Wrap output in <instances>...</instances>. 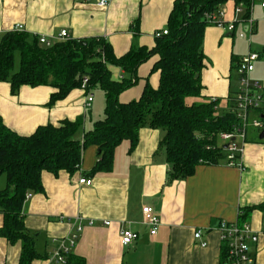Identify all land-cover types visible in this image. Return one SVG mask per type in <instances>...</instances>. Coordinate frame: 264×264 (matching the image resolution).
Segmentation results:
<instances>
[{"label":"crops","instance_id":"obj_1","mask_svg":"<svg viewBox=\"0 0 264 264\" xmlns=\"http://www.w3.org/2000/svg\"><path fill=\"white\" fill-rule=\"evenodd\" d=\"M98 1L0 0V39L16 24L31 38L45 35L52 39L66 29L72 38L103 37L113 53L121 56L131 47L154 46V32L167 28L174 0H108L105 6H99ZM262 1L252 0L247 16L245 8L234 13L233 0L223 4V19H237L233 31L206 25L200 100L216 98L217 108H225L230 91L238 89L233 64L249 51L259 54L249 80L263 77L258 72L264 67ZM248 17L254 27L246 36L247 21L243 19ZM157 59L153 55L138 66L137 82L119 94L120 102L139 98L146 83L158 86L159 71H152ZM109 69L113 79L120 80L124 75L119 67ZM232 71L236 83H232ZM95 89L90 106L85 108V90L81 87L50 105V95L56 91L51 86L21 85L13 93L9 82L0 81V117L21 135L33 133L39 125L58 126L63 120L79 118L81 125L74 136L82 139L83 133L103 117L104 92ZM251 127L238 156L242 168L228 165L223 150L224 158L218 163H200L188 177L170 179L161 144L165 132L145 125L138 130V142L132 150L128 140L115 148L109 171L91 173L98 154L94 144L82 149L80 167L74 173L60 170L55 175L43 170V191L27 192L21 210L24 225L35 235V248L41 255L30 264H58L50 260L51 253L79 224L82 229L70 252L87 264H220L223 248L217 230L219 221L240 220L249 207L244 221L258 233L250 251L255 264H264V211L255 207L264 200V142L250 136L257 129ZM80 176L90 179L91 184H80ZM145 205L152 207L160 221L154 235L144 223ZM2 222L0 213V226ZM120 229L138 233L137 239L123 245ZM196 229L202 231L200 239L194 238ZM20 252V241L11 243L0 236V264H18Z\"/></svg>","mask_w":264,"mask_h":264},{"label":"trees","instance_id":"obj_2","mask_svg":"<svg viewBox=\"0 0 264 264\" xmlns=\"http://www.w3.org/2000/svg\"><path fill=\"white\" fill-rule=\"evenodd\" d=\"M226 1L174 0L167 32L155 37L154 46L131 47L121 56L113 53L103 37L70 38L46 46L24 31L9 30L3 34L0 81L9 82L13 93L21 85L51 86L56 90L50 95L51 105L81 87L86 79L87 89H101L105 99L103 117L83 133L82 139L74 136L81 125L79 118L63 120L58 126L39 125L33 133L21 135L7 127L0 117V175L6 177V185L0 189V236L11 243L21 242L18 264H30L41 256L35 248V235L28 232L23 222L25 194L43 191V170L55 175L60 170L70 174L77 171L86 145L94 144L98 150L91 173L109 171L115 148L128 140L129 151L132 150L138 142V130L145 125L165 132L161 144L170 179L186 178L198 164H216L224 158V148L217 145L216 139L218 133L231 131L238 124L236 115L228 109L236 91H230L225 110L217 108L216 98L200 97L207 25L204 13L217 10ZM233 1L245 8L247 16L252 0ZM16 54L18 65L14 69ZM153 55L158 56L152 67V71H159L158 86L153 88L146 83L139 98L120 102L119 94L137 82L138 66ZM109 66L122 70L120 80L112 78ZM259 117L264 122V115ZM259 140L264 142V136ZM255 207L264 211V200ZM251 208H245L239 221H244ZM65 264L87 263L69 252Z\"/></svg>","mask_w":264,"mask_h":264},{"label":"built area","instance_id":"obj_3","mask_svg":"<svg viewBox=\"0 0 264 264\" xmlns=\"http://www.w3.org/2000/svg\"><path fill=\"white\" fill-rule=\"evenodd\" d=\"M107 3L108 0L98 1L99 6H105ZM260 5L264 13V1H262ZM242 9L243 6L238 4L234 8V13H239ZM224 13L225 9L223 5H221L215 11L205 12L204 19L207 24L223 28L224 30L233 31L237 19L234 18L226 21L223 19ZM243 20L247 21L246 32L251 33V31H253L252 19L248 17ZM12 30L23 31L20 24H16ZM166 32L165 29L157 30L154 32V37H158ZM240 36H243V34L241 33ZM37 38L41 44L49 46L56 41L67 40L72 37H70L66 29H61L52 39H49L45 35H39ZM258 58V53L249 51L242 55L235 63L238 76V89L235 92L233 104L229 106L228 109L236 115L238 124L234 125L231 131H223L217 135V138L223 143L219 144V146L223 147L226 151V163L230 166L242 168L241 164L238 162V153L241 148L237 140H241L242 143L244 142L247 126L256 128L264 126V122L259 117L260 114L264 115V87L260 86L256 81L252 82L249 80V74L253 71L254 62ZM81 88L85 90L84 107L87 108L93 100V90L87 89L86 79L82 80ZM78 182L86 185L91 184V180L83 176L79 177ZM27 196L28 194H26V197ZM142 213L144 215V223L149 226V233L152 235L156 234L157 227L160 224L158 216L154 214L152 207L148 205L143 206ZM105 223L109 224L110 222L106 221ZM81 229L82 226L79 224L74 233L67 239L61 240L51 253L50 260L58 264H64L65 255L70 252L71 247L76 242L77 233L81 231ZM217 230L223 248L220 264H255V257L250 251V244L257 242L258 233L253 230L249 222L221 219L218 223ZM201 234L202 231L196 229L194 231V238L200 239ZM119 237L123 245H128L137 239L138 233L129 229H120ZM200 244L204 246L206 242L201 241Z\"/></svg>","mask_w":264,"mask_h":264},{"label":"rangeland","instance_id":"obj_4","mask_svg":"<svg viewBox=\"0 0 264 264\" xmlns=\"http://www.w3.org/2000/svg\"><path fill=\"white\" fill-rule=\"evenodd\" d=\"M253 27H254V24H253ZM252 32V31H251ZM246 36H247V34L248 33H244ZM239 39V38H238ZM237 39V40H238ZM18 55L16 54L15 55V64H14V69H16L17 68V65H18V57H17ZM261 60H262V58H261ZM260 62V61H259ZM258 72H260V73H262V75H263V77L262 78H258L257 77V79L255 80L256 81V83H258L260 86H262V87H264V67L261 69V68H258ZM231 78H232V83H236V81H235V79H237V77H236V75H235V73L232 71V75H231ZM97 90L98 89H95L94 90V92H95V94H97ZM93 92V93H94ZM103 105H104V103H103ZM225 109H226V107H225ZM224 108H219V110H225ZM252 117V116H251ZM251 127V126H250ZM249 126H247V128H250ZM252 128V127H251ZM263 129H262V127L261 128H257V129H255V132H254V134H250V136H252L253 135V137H256L257 139L259 138V135H260V133H261V131H262ZM237 142H239V140L237 141ZM216 143H220V144H223L222 142H221V140L219 139V138H217L216 139ZM241 145H242V141L240 140V148H241ZM223 152H225V151H223ZM226 153V152H225ZM239 154V153H238ZM226 155V154H225ZM238 156V155H237ZM237 158V157H236ZM5 186V174H3L2 176H0V187L1 188H3Z\"/></svg>","mask_w":264,"mask_h":264},{"label":"water","instance_id":"obj_5","mask_svg":"<svg viewBox=\"0 0 264 264\" xmlns=\"http://www.w3.org/2000/svg\"><path fill=\"white\" fill-rule=\"evenodd\" d=\"M263 136H264V130L261 131L259 138H263Z\"/></svg>","mask_w":264,"mask_h":264}]
</instances>
